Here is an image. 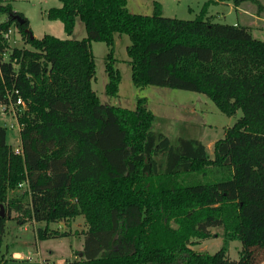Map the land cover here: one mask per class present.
<instances>
[{
  "label": "trees",
  "instance_id": "obj_1",
  "mask_svg": "<svg viewBox=\"0 0 264 264\" xmlns=\"http://www.w3.org/2000/svg\"><path fill=\"white\" fill-rule=\"evenodd\" d=\"M60 2L48 17L61 20L68 36L79 17L82 40L32 39L29 19L0 0V31L15 25L31 45L0 37V103L9 96L26 103L19 151L0 125V264L9 219L45 222L37 236L46 239L70 235L49 225L80 215L88 224L83 250L63 264H264V40L247 25L214 21L207 5L187 20L162 15L158 3L149 15L131 12L128 0ZM123 34L136 86L196 91L227 115L242 111L213 156L199 139L173 144L156 133L146 98L136 109L100 100L92 42L110 48L106 92L116 96L114 44ZM219 226L242 242L238 260L225 247L193 249Z\"/></svg>",
  "mask_w": 264,
  "mask_h": 264
},
{
  "label": "rangeland",
  "instance_id": "obj_2",
  "mask_svg": "<svg viewBox=\"0 0 264 264\" xmlns=\"http://www.w3.org/2000/svg\"><path fill=\"white\" fill-rule=\"evenodd\" d=\"M257 1L259 4L251 1L244 2L240 8L264 16V0ZM4 2L9 3L15 11L22 12L29 19L30 28L36 38H42L45 34L60 38L68 37L63 22L48 17L52 7L61 5L60 0H4ZM157 3L160 4L162 15L187 20L199 17L207 5V14L214 21L242 25L250 23L253 36L264 40V21L256 22L251 19V16L247 18L233 0H128V7L133 13L152 15L156 12ZM259 5L263 6L262 9ZM2 20L4 17L0 16V21ZM86 36L85 23L76 17L73 34L69 37L82 40ZM9 41L12 47L29 48L31 46L26 44L15 25L12 27ZM130 43L127 34L117 35L115 38V66L121 73V83L118 94L111 96L106 92V85L109 81L106 62L110 48L104 41L92 42L96 64V74L92 85L100 100L105 104L136 109L139 98H146L147 107L156 116L152 125L156 133L165 134L173 144H177L180 137L199 139L206 145L208 153L213 156L215 143L225 136L228 127L237 122L242 116V111L238 110L232 116L227 115L211 98L196 91L156 85L136 86L132 79L130 56L127 50ZM12 124H15V127L12 128ZM0 125L7 128L8 143L14 149L20 148V127L17 118L11 112L2 113L0 111ZM12 215L18 216L16 213ZM45 226V222L20 225L17 218L7 221L4 249L8 259H11L9 264H63L67 260L78 259L77 253L83 250L84 232L88 229L85 217L80 215L71 220L49 225L51 231L58 230L70 234L64 237L39 239L37 229ZM211 231L215 234L214 237L197 242L193 245V249L213 254L225 247L229 256L238 260L241 255L242 242L228 236L223 227H213ZM12 249L20 254H13ZM15 259L19 262H15Z\"/></svg>",
  "mask_w": 264,
  "mask_h": 264
},
{
  "label": "built area",
  "instance_id": "obj_3",
  "mask_svg": "<svg viewBox=\"0 0 264 264\" xmlns=\"http://www.w3.org/2000/svg\"><path fill=\"white\" fill-rule=\"evenodd\" d=\"M11 32H12V28L9 29L7 32L0 31V37H4L5 39L9 40L11 36ZM9 99L10 102L8 104L0 103V111L2 113L11 112L17 118V123L21 128L19 117L24 114V111L26 109V103L21 96H18L16 99H13L11 98V96H9ZM13 127H15V124H12V128ZM17 151H19L18 148Z\"/></svg>",
  "mask_w": 264,
  "mask_h": 264
},
{
  "label": "crops",
  "instance_id": "obj_4",
  "mask_svg": "<svg viewBox=\"0 0 264 264\" xmlns=\"http://www.w3.org/2000/svg\"><path fill=\"white\" fill-rule=\"evenodd\" d=\"M239 9H240V11L243 13V14H245L246 15V17L247 16H251V19L252 20H255L256 22H259V21H264V16H260L259 14H253V13H251V12H248V11H246V10H244V9H242V8H240L239 7ZM263 10H264V7H263ZM19 12V11H18ZM248 18V17H247ZM236 24V23H235ZM247 26H251V24L250 23H248V25ZM68 36V35H67ZM69 37V36H68ZM16 216V215H15ZM12 217H14L13 215H12ZM27 224H29V223H27ZM25 225V224H24ZM12 251V253L14 254V253H18V254H20L19 252H17V251H15V250H11ZM22 254H24V253H22ZM12 258V257H11ZM13 258H14V256H13ZM12 258V259H13ZM6 261H5V263H3V264H9V261H11V259H8V257L6 256ZM16 260V259H15ZM15 262H19V260H16Z\"/></svg>",
  "mask_w": 264,
  "mask_h": 264
},
{
  "label": "water",
  "instance_id": "obj_5",
  "mask_svg": "<svg viewBox=\"0 0 264 264\" xmlns=\"http://www.w3.org/2000/svg\"><path fill=\"white\" fill-rule=\"evenodd\" d=\"M14 19H15L17 22L21 23V24L24 22V19H23L19 14H16V15L14 16ZM30 36H31L32 39L35 38V36L33 35V33H31ZM0 214H1L2 216H5L3 206H2V209H1V211H0Z\"/></svg>",
  "mask_w": 264,
  "mask_h": 264
}]
</instances>
